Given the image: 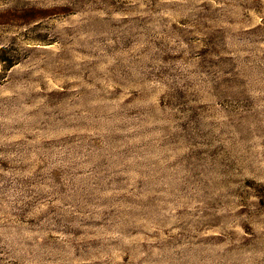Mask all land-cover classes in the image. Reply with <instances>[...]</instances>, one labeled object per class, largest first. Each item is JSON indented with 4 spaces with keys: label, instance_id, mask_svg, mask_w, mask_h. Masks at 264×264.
Instances as JSON below:
<instances>
[{
    "label": "rangeland",
    "instance_id": "374dc122",
    "mask_svg": "<svg viewBox=\"0 0 264 264\" xmlns=\"http://www.w3.org/2000/svg\"><path fill=\"white\" fill-rule=\"evenodd\" d=\"M0 264H264V0H0Z\"/></svg>",
    "mask_w": 264,
    "mask_h": 264
}]
</instances>
